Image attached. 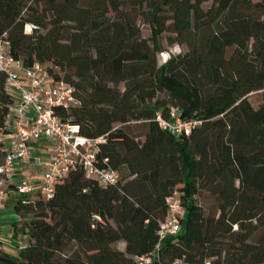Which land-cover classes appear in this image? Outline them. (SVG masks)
<instances>
[{
  "label": "trees",
  "instance_id": "trees-1",
  "mask_svg": "<svg viewBox=\"0 0 264 264\" xmlns=\"http://www.w3.org/2000/svg\"><path fill=\"white\" fill-rule=\"evenodd\" d=\"M163 34L187 51L160 65ZM1 39L77 90L79 105L57 114L107 137L98 166L119 181L102 188L77 170L51 200L17 198L15 212L32 218L14 232L28 244L0 251V264H133L155 248L175 192L186 222L161 264H264V0H0ZM12 103L1 76L0 128ZM173 108L201 122L189 137L156 122Z\"/></svg>",
  "mask_w": 264,
  "mask_h": 264
},
{
  "label": "built area",
  "instance_id": "built-area-1",
  "mask_svg": "<svg viewBox=\"0 0 264 264\" xmlns=\"http://www.w3.org/2000/svg\"><path fill=\"white\" fill-rule=\"evenodd\" d=\"M1 76L13 103L0 128V156L4 157L0 165V215L6 211L13 195L37 196L45 201L53 199L57 185L77 170H83L87 178L95 180L102 188L118 183L116 170L98 166V155L107 137L87 138L81 134L79 126L64 121L57 114L59 108L79 105L73 86L56 80L45 64L25 67L22 61L13 58L6 39L0 40ZM156 122L176 137H189L201 125L200 121L183 120L175 108L168 118L158 113ZM29 168L34 169L35 176L24 172ZM166 204V216L160 222L155 248L149 255L134 257L133 264H161V249L170 239L181 235L187 214L181 193L168 197ZM15 215L20 222L21 216L16 212ZM95 220L101 222L98 216ZM3 245L0 251H4ZM175 263L189 264L184 259Z\"/></svg>",
  "mask_w": 264,
  "mask_h": 264
},
{
  "label": "rangeland",
  "instance_id": "rangeland-1",
  "mask_svg": "<svg viewBox=\"0 0 264 264\" xmlns=\"http://www.w3.org/2000/svg\"><path fill=\"white\" fill-rule=\"evenodd\" d=\"M138 24L141 27L142 30V34L143 37L146 39H151L152 38V30L151 27L146 24L144 22V20L142 18H140L138 20ZM26 27L25 26V33H26ZM163 38H161V44L163 46L164 49V53H160L158 56V60H159V64L163 65L165 64L169 59L178 56L179 54H184L187 49L185 46L180 45V44H169L167 42V37L168 34H163L162 36ZM46 68H51L53 67V65L51 63H46L45 64ZM55 73H58L59 71L57 69H54ZM115 87H119V88H123V84L121 83H115L114 84ZM261 97L262 94L261 93H255L249 96V99L251 101V103L255 106L258 107L261 103ZM133 127V131L137 132V133H143L144 130L142 128L141 125H132ZM1 162V159H0ZM34 169H27V174L31 175L33 174L32 171ZM34 175V174H33ZM35 176V175H34ZM20 198L17 195H13L8 203H7V211H12L14 210V204L16 203V199ZM31 200H37L39 199V197L34 196V197H29ZM22 220L20 222L17 223L18 225V229L21 228V226L25 225L27 222H29L32 218L31 215L29 216H21ZM16 223V218H14L13 220H8V221H3V218H0V237L1 240L3 242V247H4V252L11 255V256H17L18 252L21 250V248H24L27 246L28 244V236L23 234V232H18L15 233L14 232V226L13 224ZM124 245L123 244H118L116 245V248L118 249H124Z\"/></svg>",
  "mask_w": 264,
  "mask_h": 264
},
{
  "label": "crops",
  "instance_id": "crops-1",
  "mask_svg": "<svg viewBox=\"0 0 264 264\" xmlns=\"http://www.w3.org/2000/svg\"><path fill=\"white\" fill-rule=\"evenodd\" d=\"M26 171H27V169L24 170L25 173H27ZM0 218H3V221H8V220L10 221V220H13L14 218H16V215H15L14 210L7 211V209H6V211L0 215ZM16 222H19L17 218H16Z\"/></svg>",
  "mask_w": 264,
  "mask_h": 264
},
{
  "label": "bare ground",
  "instance_id": "bare-ground-1",
  "mask_svg": "<svg viewBox=\"0 0 264 264\" xmlns=\"http://www.w3.org/2000/svg\"><path fill=\"white\" fill-rule=\"evenodd\" d=\"M26 33H31V25H27V27H26Z\"/></svg>",
  "mask_w": 264,
  "mask_h": 264
}]
</instances>
